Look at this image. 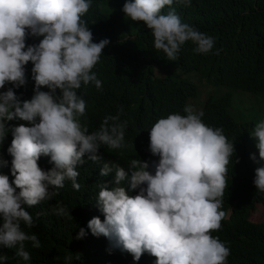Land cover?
Wrapping results in <instances>:
<instances>
[{"label": "clouds", "instance_id": "clouds-1", "mask_svg": "<svg viewBox=\"0 0 264 264\" xmlns=\"http://www.w3.org/2000/svg\"><path fill=\"white\" fill-rule=\"evenodd\" d=\"M175 2L191 4V0ZM173 3L125 0L122 11L132 21L144 22L155 49L169 61L178 58L188 41L196 46L194 52L209 53L215 43L212 36L183 23L174 9L162 14ZM90 6L91 0H0V247L14 249L17 257L29 261L26 243L38 249L41 242L22 228L36 224L26 208L52 199L65 181L79 190L80 176L86 177L89 166L101 165L105 157L99 173L103 178L96 188L100 191L92 196L104 219L93 217L87 225L94 236L106 237L136 261L147 252L156 257L155 264H227L230 249L212 233L233 213L223 195L226 165L235 148L222 128L210 126L211 116L205 119L204 113L206 108L217 112L228 94L233 106L236 91L219 81H204L227 90L195 112L186 102L197 97V86V94L182 103L183 115L173 113L149 123L138 157L133 153L106 157L102 146L110 152L125 146L127 121H121L118 112L89 132L80 120L86 102L78 90L90 82L102 90L92 69L110 43L93 42L81 19ZM33 36L43 39L28 45ZM34 83L32 98L22 100L16 91ZM250 132L249 141L256 139L259 159L264 160V120ZM250 158L257 161L255 154ZM46 165L51 168L44 170ZM255 173L256 189L264 193V166ZM52 211L73 218L61 204ZM85 235L80 228L76 238ZM75 258L79 260L80 254ZM7 259L0 255V262ZM64 259L70 262L73 256Z\"/></svg>", "mask_w": 264, "mask_h": 264}, {"label": "trees", "instance_id": "trees-1", "mask_svg": "<svg viewBox=\"0 0 264 264\" xmlns=\"http://www.w3.org/2000/svg\"><path fill=\"white\" fill-rule=\"evenodd\" d=\"M125 0H91L89 10L81 17L93 34V42L108 39L99 61L92 72L102 81V90L90 82L82 85L78 94L86 102L85 115L80 118L89 132L96 131L104 117L120 113V120L127 121L125 146L110 152L102 146L106 157L133 153L138 157L143 145L145 129L155 119L169 114L183 115L182 103L187 96L197 94V85L184 81L185 76L196 74L200 81H219L220 85L238 92L234 101L240 106L245 97L264 94V0H191L189 6L176 3L165 6L162 14L174 9L183 23L214 38V47L207 54L193 51L196 47L186 42L175 61H169L162 50L154 47V37L143 21H132L122 11ZM42 36H33L28 45L38 44ZM28 76L32 63L29 62ZM35 83L16 91L22 100L31 99ZM42 91H48L42 87ZM59 93V90H57ZM264 97V96H263ZM258 98V97H257ZM231 95L222 100L220 109L206 108L204 118L212 127L223 129L227 140L234 144L235 152L226 165V188L223 203L233 206V213L213 236L226 243L230 249L227 264H264V216L251 219L258 207L264 209V193L254 184V165L247 156L250 129H254L252 109L249 105L237 112L231 106ZM122 109V112L120 111ZM99 166H89L90 172L80 176L76 190L71 181L58 189V194L37 206L26 208L36 224L24 231L36 234L40 248L26 243L30 260L15 255L14 249L0 247V255L7 261L0 264H155L156 257L145 252L139 261L132 255L112 246L104 236H94L88 229L93 217L104 219L92 196L103 178ZM51 167L46 165L44 170ZM133 194L137 190H131ZM233 200H236L233 203ZM65 206L72 219L54 214L52 209ZM38 217V218H37ZM80 228L86 235L77 239ZM80 254V259L75 257ZM71 254L73 259L65 261Z\"/></svg>", "mask_w": 264, "mask_h": 264}, {"label": "rangeland", "instance_id": "rangeland-1", "mask_svg": "<svg viewBox=\"0 0 264 264\" xmlns=\"http://www.w3.org/2000/svg\"><path fill=\"white\" fill-rule=\"evenodd\" d=\"M183 79L184 81H191L197 84L198 86V95L195 98H189L186 102V105H191L195 112H199L202 110L203 105L207 99L210 98H217L226 92V88H213L209 86L206 82L198 80V77L196 74H190L188 76H185ZM238 92L233 93V108L237 112V110L241 109L244 111V108H246L249 105H257L261 106L258 109H252L253 114V122L254 125L258 123L261 120H264V94L259 95L257 97H245L243 99V103L240 104V106L236 105V100L234 101L235 97L237 96ZM237 108V110H236ZM255 127V126H254ZM254 129H252V132ZM256 139L254 137H251L248 145H247V156L249 160L254 163L256 166H264V160L259 159V150L256 148ZM251 154H255L257 157V161H253L250 157ZM262 215L264 216V209L261 207H258L257 210L252 212L251 219H261Z\"/></svg>", "mask_w": 264, "mask_h": 264}]
</instances>
